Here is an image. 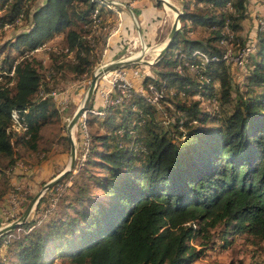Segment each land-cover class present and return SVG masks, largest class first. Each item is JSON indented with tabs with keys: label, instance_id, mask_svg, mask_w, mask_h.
I'll return each instance as SVG.
<instances>
[{
	"label": "trees",
	"instance_id": "16d2710c",
	"mask_svg": "<svg viewBox=\"0 0 264 264\" xmlns=\"http://www.w3.org/2000/svg\"><path fill=\"white\" fill-rule=\"evenodd\" d=\"M178 1L174 38L150 64L153 75L141 79L143 86L149 82L173 94L159 99V110L131 88L121 103L99 105L101 115L89 113L84 122H96L102 131L87 133L83 160L75 166L102 171L87 176L99 193L73 178L56 200L57 208L72 213L48 218L54 208L47 206L0 236V264H52L58 257L76 264H191L217 240L224 246L230 230L264 239V26L244 56L247 90L225 112L231 82L222 54L247 44L239 35L247 0ZM94 10L101 21L110 19L109 30L98 36ZM116 10L104 0H0V28H21L0 46V179L15 160L13 143L35 150L41 125L55 114L51 98H40L39 92L50 91L39 70L89 71V55L98 42L106 47ZM58 35L59 56L50 50L52 63L43 67L34 52ZM194 51L207 60L196 59ZM65 55L71 60H59ZM185 61L196 64L195 71ZM191 97L211 98L213 105L201 108ZM92 107L91 97L86 109ZM11 109H27V139L12 141ZM168 129L177 132L169 135Z\"/></svg>",
	"mask_w": 264,
	"mask_h": 264
},
{
	"label": "rangeland",
	"instance_id": "374dc122",
	"mask_svg": "<svg viewBox=\"0 0 264 264\" xmlns=\"http://www.w3.org/2000/svg\"><path fill=\"white\" fill-rule=\"evenodd\" d=\"M38 1L40 2L41 0ZM115 1L117 2L115 5L118 4V1L120 3L124 1L125 3L123 4L125 6L131 3V0H115ZM150 1H152L153 3V0ZM167 1H169L171 4H174L173 0H167ZM157 10L159 11L162 10L161 12H164L165 14L164 16L165 21L159 27L161 28V33H162L161 37L163 36V40H164L173 20L172 17L173 12L169 9L166 10L162 4L158 6ZM101 17L103 16L101 15ZM134 18L135 17H132L130 20L131 31L129 34H127L125 38L124 48H122L119 52L115 53L114 56H112L111 58L110 57L107 58L106 55L110 53L107 50L108 48L105 47L102 49L103 46H100L101 44L98 42V44L94 46L92 53H90L89 55V59L93 62L92 66H90L89 71H87L85 74L73 75L70 71L66 69H62L58 73H54L53 69H46V71L42 69L39 70L40 72H42V74L46 75L45 80L46 79L48 80V86H49L48 90L54 91L58 95L57 99L51 98L52 107L55 108L57 106L56 108L58 111L55 110V114H53L48 119V121H45L41 125L39 130V138L36 141L35 150H30L26 147L21 146L20 144L15 145L13 143L15 160L12 166L7 167L4 170L3 175L0 179V212L2 209H4L6 205L5 194L11 188L10 186L9 189L8 187L5 189V184L3 179L6 178L8 181L10 177L14 178L15 180H18L17 178L20 179L23 178V181L27 179V182H25L24 188L20 189V204L13 211V213L10 215H6L7 217L4 216L5 214L0 213V227L18 220L23 210L27 206L28 202L35 194H38V198L36 203L32 206L28 216L26 217L25 219L26 221L31 219L34 216V213L35 215L44 214V212H46L45 207L47 206L52 207V209L54 208V210L48 215V218L54 217L55 214H57L55 218L58 217L63 218L65 216V213L71 214L72 212L70 211L67 210L62 211L63 210L62 205H59V207L57 208L56 200L60 192H65L66 187L71 184L72 179L75 177L80 178L81 179L80 182H86L87 184H89V187L91 189L90 191L92 194L99 193V191L96 189V187H94L92 183L93 180H88L87 176L90 175L100 176V174H102V171L99 168L91 166L89 164H84L83 167H81V169H77L78 167L75 166V162L83 160L84 151L82 150V147H83V139L85 138L83 136L84 133H86V137H87V133L93 135L96 134L97 132L100 133L102 130L97 127L96 122L91 125L84 123L85 129H82L81 128L82 118H80V120H78L72 126V128L69 130V133L67 132L66 128L73 113L84 99L86 88L91 79L93 72L96 69L103 66L104 64H107L111 61L125 59L133 54H137L143 49L144 46H147L145 45L144 40L136 36L137 28H135L136 27L135 25L137 24V22L135 21ZM109 21L110 19H106L104 22L98 19L96 23H92V29L95 30L94 34L98 36L100 35V33L105 32V30H109L110 28V26L108 27V25L110 24L108 23ZM258 26H264V0H247L246 17L242 20L241 29L239 31V35L242 37V39L246 41L247 45L253 43L257 31L256 29L258 28ZM20 29L21 28H16L14 26H8V25H5L2 28H0V46H4V42L6 41V39L11 38L12 35L19 32ZM199 35L200 34L198 35L195 34V36H199ZM61 46H62V39L60 38V35L55 36L50 40L46 41L44 45H42L40 48L37 49V51L34 52L35 57L41 61L43 67L47 68L48 65L52 63L48 55V52H50L51 50L55 55H58ZM12 54L14 55L15 52ZM156 54H157L156 51L154 52L147 51L146 53H142V55L138 57L139 62H137L138 63L137 67H132L129 65L127 67L136 68L142 74V77L144 75H153V72L156 70V68L151 67L150 62L154 61ZM59 60L68 61L71 60V56L70 55L61 56L59 57ZM229 65L230 66L228 67L227 70H228V79L231 82V94L229 96L230 101L222 102V106H221L222 111L225 112H228L229 110L232 109L234 101L237 98V94L241 93L242 95L247 90L246 81L244 80V75L246 73L244 62L241 65L236 63L233 64L230 63ZM49 72L53 73L52 79L47 78L48 77L47 73ZM110 72L112 71L110 70ZM95 83H97L100 87H102L104 86L105 81H103V79H101V77L99 76ZM95 90L97 91V87ZM96 91L93 90L91 97L95 95L94 92ZM36 96H38V94H36ZM196 98L191 97L189 98V100H199L201 104L200 105L201 108L210 109L211 106L213 105L212 102L213 99L211 98L209 100L207 99L201 100ZM60 101L61 103H59ZM64 101L67 102V105L65 107L62 106L63 105L62 103ZM159 105L160 104H158L157 106L158 108ZM160 107L161 108H159V110L162 109V106ZM87 110L82 112L85 113L84 116L85 119L89 117L88 115L89 113H86ZM159 113H160V117H164L162 112ZM83 130H85L86 132ZM167 131L169 132V135L171 134L175 135L177 132L171 129H168ZM67 136H70V141L72 142L73 147L75 149L74 164L72 169L68 171L70 174L66 176V178H63L61 181L56 183L57 185L54 184L51 187L44 189L43 187L47 182H49L52 178H54L61 171H63L65 168L68 167L70 160L69 158L70 141L69 140L66 141L65 138H67ZM13 140H15V138ZM98 144L99 143L96 142V145ZM96 150H100V149H96ZM90 157H92V160H96L94 155H91ZM48 161L57 163L56 165L57 166L61 165V167L57 168L58 170L54 172V174L50 175L46 173V175H43L41 174V172L44 171L45 169L44 164ZM36 204H38L37 210H34ZM14 231L15 233L20 232L19 229H16ZM197 241L198 238L192 240V244L193 245L196 244ZM222 244L223 243L217 240V242L214 244V248L212 247L210 249L209 248L204 249L202 255L199 258H197L195 261H193L191 264H264V239L259 240L257 238H253L243 231L234 232L230 230L229 234H227L226 243L224 244V246H222ZM2 248L3 247H0V250H2ZM52 264H76V263H73L68 258L58 257L53 260Z\"/></svg>",
	"mask_w": 264,
	"mask_h": 264
},
{
	"label": "built area",
	"instance_id": "2783aa9c",
	"mask_svg": "<svg viewBox=\"0 0 264 264\" xmlns=\"http://www.w3.org/2000/svg\"><path fill=\"white\" fill-rule=\"evenodd\" d=\"M110 7H112L117 2L115 0H104ZM92 23H96L98 21L97 17V10H94L91 14ZM253 48V43L249 45H245L243 49L236 51L235 53L231 52L230 49H226V51L222 54V59L226 60L229 63H236V64H243L244 56L247 52H250ZM37 50V49H36ZM192 55L197 59L199 58L201 61H206L207 57L200 53L199 51L192 52ZM183 65L186 66L187 70L195 71L196 64L190 62H183ZM177 72H181L182 68L179 65L176 66ZM112 72H107L106 74H102L100 77L105 81L104 86L100 87L97 83H95V88L97 87V92L101 97V104L102 106L110 105V104H119L121 103L124 97H128L129 90L132 88L133 90L139 92L140 94L144 95L146 101H148L153 106H158L159 99L164 96L165 93L173 94L174 89H156V87L152 83H146L144 86L141 83L142 74L136 69L131 67H120L111 70ZM107 77V78H105ZM139 81L137 86H133L134 81ZM98 85V86H97ZM99 87V88H98ZM96 91V90H95ZM40 98H52L57 99V94L54 91H50L47 93L39 92ZM61 103V101L59 102ZM63 107L66 106V102L62 103ZM57 107V106H56ZM55 109L57 110V108ZM58 111V110H57ZM27 113V109L17 110L11 109L10 110V125L8 128V132L12 135V140L15 136H22L23 139H27L29 137L28 134V126L26 123L25 115ZM86 113H90L92 115H101L102 110L100 108L89 109ZM82 118L81 120V128L85 129L84 126V119L85 113L80 115ZM77 120V121H78ZM76 121V122H77ZM85 131V130H83ZM86 132V131H85ZM85 138L83 139V147L82 150H85L87 145V137L86 133L83 135ZM5 201L6 205L4 209L1 210V214L10 215L13 211L19 206L20 204V188L18 186H12L5 194ZM7 217V216H6ZM29 229V228H28ZM27 229V230H28ZM0 247H3L1 245Z\"/></svg>",
	"mask_w": 264,
	"mask_h": 264
},
{
	"label": "crops",
	"instance_id": "0c3cea01",
	"mask_svg": "<svg viewBox=\"0 0 264 264\" xmlns=\"http://www.w3.org/2000/svg\"><path fill=\"white\" fill-rule=\"evenodd\" d=\"M173 1L175 4L173 5L179 10L180 7L179 1L178 0H173ZM123 3L125 2L123 1L122 3H120L118 1V4L116 6H118L119 11L116 10V14L111 18L113 20V24L106 45V48H108L107 50L110 53H108L106 57L111 58L112 56H114L115 53L119 52L122 48H124L125 38L127 34H129L131 31L130 20L132 17H135L134 19L137 22V24L135 23L136 24L135 28H137L136 36L144 40L145 45H147L148 48H152L153 50H157L158 48H160V46H162L165 39L163 40V36L161 37L162 33H161V28L159 27L165 21V17H164L165 14L164 12H161L162 10L161 11L157 10L158 6L155 5L157 3H155L154 0L153 3L150 0H131V3L127 4L126 6ZM150 52H154V51H150ZM133 84H135L134 86H137L139 84V81L136 80L133 82ZM94 94L95 95L92 97V106H93L92 108H96V107L100 108L99 105H102L101 97L97 91L94 92ZM56 164L57 163H53L50 161L46 162L44 164V168L48 170L44 169V171L41 172V174L43 175H46V173L50 175L54 174V172L58 170L57 168L61 167V165L57 166ZM17 179L18 180H15L14 178L10 177V179L8 180L9 186L12 187V185H14V186H18L20 189L24 188V184L25 182H27V179L26 180L24 179L25 181H23V178L21 179L17 178ZM1 252L2 250H0V253Z\"/></svg>",
	"mask_w": 264,
	"mask_h": 264
},
{
	"label": "water",
	"instance_id": "95a60500",
	"mask_svg": "<svg viewBox=\"0 0 264 264\" xmlns=\"http://www.w3.org/2000/svg\"><path fill=\"white\" fill-rule=\"evenodd\" d=\"M155 3H160L163 6H166L169 10H171L174 13L173 16V20L171 23V26L169 28V31L166 35V38L163 42L162 47L160 48V50L157 52L154 61L159 59L163 53L166 51V49L170 46L174 35L178 29V14H179V10L173 5L171 4L169 1L167 0H154ZM139 62V58H135V57H131V58H125V59H119V60H114L111 61L107 64H104L103 66H101L100 68L96 69L92 76L91 79L87 85L86 88V93L84 96L83 101L81 102V104L77 107V109L75 110V112L73 113L71 119L69 120L68 124H67V132L69 133V130L72 128V126L76 123V121L78 120L79 116L82 114V112L86 111V105L90 100V97L93 93L94 90V86H95V82L97 80V78L99 76H101L102 74L116 69V68H120V67H124V66H128L131 65L133 63H137ZM147 63V62H146ZM152 62H150L151 64ZM68 140L70 141V136H67ZM74 153H75V149L73 147L72 142L70 141V145H69V164L68 167L65 168L63 171H61L58 175H56L54 178H52L49 182H47L44 185V189L51 187L52 185L56 184L65 174L66 172H68L69 170L72 169L73 164H74ZM38 198V194H35L31 200L28 202L27 206L25 207V209L23 210L22 214L20 215V217L18 218V220L11 222L5 226L0 227V236H4L8 233V231H10L11 229L19 226L21 223H23L26 219V217L28 216L32 206L36 203Z\"/></svg>",
	"mask_w": 264,
	"mask_h": 264
},
{
	"label": "bare ground",
	"instance_id": "6f19581e",
	"mask_svg": "<svg viewBox=\"0 0 264 264\" xmlns=\"http://www.w3.org/2000/svg\"><path fill=\"white\" fill-rule=\"evenodd\" d=\"M164 7H165L166 10H168V8L166 6H164ZM161 47L162 46H160V48ZM160 48H158L157 50H153L152 48H148L147 46H144L143 49L140 52H138L137 54H133V55L129 56V58H131V57H135V58L140 57L142 55V53H146L147 51H156V52H158L160 50Z\"/></svg>",
	"mask_w": 264,
	"mask_h": 264
}]
</instances>
